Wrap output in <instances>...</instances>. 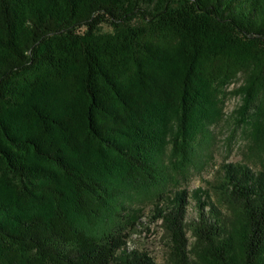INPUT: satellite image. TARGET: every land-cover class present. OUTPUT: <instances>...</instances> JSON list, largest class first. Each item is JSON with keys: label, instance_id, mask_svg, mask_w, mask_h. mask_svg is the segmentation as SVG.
Returning a JSON list of instances; mask_svg holds the SVG:
<instances>
[{"label": "trees", "instance_id": "1", "mask_svg": "<svg viewBox=\"0 0 264 264\" xmlns=\"http://www.w3.org/2000/svg\"><path fill=\"white\" fill-rule=\"evenodd\" d=\"M239 73L255 165L188 192ZM145 206L165 264H264V0H0V264H155Z\"/></svg>", "mask_w": 264, "mask_h": 264}, {"label": "rangeland", "instance_id": "2", "mask_svg": "<svg viewBox=\"0 0 264 264\" xmlns=\"http://www.w3.org/2000/svg\"><path fill=\"white\" fill-rule=\"evenodd\" d=\"M245 75L237 74L225 87L222 96L221 114L209 126L206 137L200 139L202 159L189 173L187 183L184 185L188 192L197 187H205L218 175L223 163L248 162L255 165V159L249 157L248 148L251 143L250 128L244 122L240 111L241 95L236 89L244 84ZM150 206L140 211L136 230L129 238V248L145 252L155 264H165L166 244L161 241L159 221H152ZM187 219L195 217L193 201L189 199Z\"/></svg>", "mask_w": 264, "mask_h": 264}]
</instances>
